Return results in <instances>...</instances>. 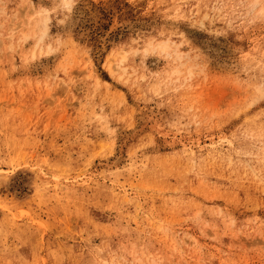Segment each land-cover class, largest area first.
I'll list each match as a JSON object with an SVG mask.
<instances>
[{"label":"rangeland","instance_id":"374dc122","mask_svg":"<svg viewBox=\"0 0 264 264\" xmlns=\"http://www.w3.org/2000/svg\"><path fill=\"white\" fill-rule=\"evenodd\" d=\"M0 264H264V0H0Z\"/></svg>","mask_w":264,"mask_h":264}]
</instances>
